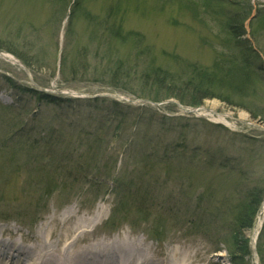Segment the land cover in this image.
<instances>
[{"label":"rangeland","instance_id":"rangeland-1","mask_svg":"<svg viewBox=\"0 0 264 264\" xmlns=\"http://www.w3.org/2000/svg\"><path fill=\"white\" fill-rule=\"evenodd\" d=\"M209 1L207 8L199 0H0V52L14 56L31 73L0 58L4 240L15 236L9 230L20 231L26 237L20 245H36L38 227L47 226L55 232L52 241L58 250L67 236L70 244L75 243L74 233L70 234L80 223L84 236L71 252L80 250L94 264H233L225 242L235 218L250 192H264V3ZM240 15L249 16L243 49L235 45L239 27L228 25ZM102 21L106 27L120 24L124 35H132L124 43L123 38H112ZM249 47L251 52H245ZM243 55L252 69L248 68L252 85L243 97L232 99L234 106L218 98L197 108L174 99L150 105L142 102L149 99L138 97L149 88L142 78L156 68L184 82L196 69L212 70L220 59L238 60ZM33 83L46 90L43 93L70 102L59 107L39 101L24 92L37 90ZM141 107L152 110L143 112L138 110ZM115 108L127 118L124 136L135 133L134 151L138 146L145 149L144 142L156 135L162 152L166 146L176 148L178 159L171 174L163 170L136 182L132 168L123 172L125 155H120L116 174L109 177L114 164L109 159L127 140L117 137L120 118L114 121ZM139 111L146 120L136 130L131 125ZM58 113L64 115L55 118ZM163 116L168 119L162 128L147 123ZM12 117L25 124L24 134L31 133L29 150L21 149L15 139H4L5 121ZM106 121L102 142L88 140L102 135ZM47 122L52 124L49 128H59L53 136L58 147L39 141ZM84 132L90 136L86 138ZM67 151L72 152L70 165L88 162L97 171L85 178L70 169L63 175L56 172L60 156ZM131 179L139 184L134 188H144L145 204L133 207L123 221L124 214L116 215L115 209L123 196L121 189ZM117 180L124 183L120 186ZM158 223L161 234L154 237ZM255 225L245 233L251 244L240 264H264L259 254L261 249L264 252V220L252 240ZM11 241L5 240L8 245ZM2 253H6L3 248Z\"/></svg>","mask_w":264,"mask_h":264},{"label":"trees","instance_id":"trees-1","mask_svg":"<svg viewBox=\"0 0 264 264\" xmlns=\"http://www.w3.org/2000/svg\"><path fill=\"white\" fill-rule=\"evenodd\" d=\"M202 1L205 4V7L209 8L211 3L209 0H199ZM111 17V14L109 15ZM249 16H235L234 18L230 19L229 21V27H232L235 29L237 26L239 27L238 34L234 38L235 39V45L237 48L243 49L244 47V41L242 40L246 34V31L244 30V23L246 20H248ZM264 18V17H263ZM264 25V19L262 20ZM102 27L107 31V33H110L112 38H117L121 40L123 38V43L125 40H128L131 33H128L124 35L123 30L121 28L120 24H113V26L106 27L105 23L102 21ZM120 37V38H119ZM126 37V38H125ZM249 45V43H248ZM2 50V48H0ZM245 52H251V48H247ZM246 55V54H245ZM238 57V60H218L215 64L216 67H214L212 70H200L196 69L195 71H192L191 75L185 79L184 82H179L177 78H173L171 75H168L169 73L163 72L161 69L156 68L153 70V72H149V74L145 75L142 78L143 83L147 85V87L154 90L153 93L149 94L148 90L149 88L145 87V91H141V94L138 96L139 98H145L149 99L153 102L160 103L164 100L174 99L178 101L180 104H182L185 107L189 108H197L201 107L206 100H211L214 98H218L222 100L223 102L227 103L229 106H234L232 102V99H236L237 97H243V93L246 92L248 87L250 88L252 85V74L250 73L248 68H250V65L247 60L244 59V56ZM247 58V57H246ZM26 64V62H25ZM27 65V64H26ZM252 71V69H251ZM195 73V74H194ZM194 74V75H193ZM194 76V77H193ZM115 82V81H114ZM117 85H115V89ZM151 91V90H150ZM24 92H28L29 95L33 97L36 96L39 98V101L47 100L49 104L56 103L61 107V104L65 102H70V99H63V98H57L52 95H47L44 93H41L37 90H34L32 88H29L27 90H24ZM219 96H216L218 95ZM225 94L224 97H221L220 94ZM216 94V95H215ZM226 98V99H225ZM97 101H101V99H96ZM94 100V101H96ZM77 101V100H76ZM113 104L115 106H119L118 102L113 101ZM149 109V108H148ZM117 108L114 109V121L118 118H120V121L118 120L117 129L120 130V136H117L118 138L121 137H127V140L125 144L122 146V149L117 150V154L115 157H111L109 160L114 159L113 164V171L110 169L109 177L112 175H115V167L116 164L120 161V155H125L124 159V167L123 172L128 171L129 168H132V174L137 175V179L139 181L136 182H142L144 178H147L152 175H156V173H161L163 170L164 172H168L167 175L171 172V169L173 166H176L174 161L176 162L177 159H175L174 151H176V148L173 147V149L166 146L164 152L161 151V145L158 142V135L154 136L150 141H145L146 148L143 149L141 146H138V148L134 151L132 146H134V141L136 139L135 133H130L129 131L124 136L125 130L123 128V119H127L124 117L122 112H118ZM138 110H142L143 112L151 111L152 109L146 110L142 107ZM142 111H139L133 118L132 127L134 126L136 130H138L143 123L144 116L142 115ZM62 117L63 113L55 114V118H58L56 116ZM156 117V116H153ZM13 119L6 120L5 126H6V132L3 137L4 139L8 140V142L13 141L15 139V144L18 146H21V149H25V147H28L31 144V139H29L31 133L24 134V126L25 124L14 122L16 120L15 117H12ZM113 119V118H112ZM156 119V120H155ZM168 118L158 117V118H152L147 121V123H150L152 126H157L158 128L164 126V121ZM51 123V121H49ZM107 122L104 123L103 126L105 128L102 130V135H97V138L93 139L92 137L88 138V140H95L96 145H98V142H102V137H104V130L107 129ZM40 123H42L40 121ZM52 124L46 123V127L42 128L41 130V137L39 139L44 141L43 144H49L52 143L54 146L58 147V143H56V139H53V136L58 134L57 129H51L49 128ZM42 126V125H40ZM116 130V129H115ZM173 129L171 130V132ZM47 133V134H46ZM43 134V135H42ZM10 136V137H9ZM28 140H27V137ZM83 136L89 137L90 134L88 132H84ZM102 136V137H101ZM135 137V138H134ZM148 139V138H146ZM145 139V140H146ZM156 140V141H155ZM21 141V142H19ZM27 141L30 142L27 144ZM41 141V142H42ZM35 141H32L33 145ZM56 143V144H55ZM132 143V144H131ZM37 145H39L38 142H36ZM51 144V145H52ZM127 145V146H126ZM160 145V146H159ZM129 146V148H127ZM6 148V147H5ZM91 148V147H90ZM32 150V149H31ZM91 150V149H90ZM27 152V151H25ZM71 151L64 152V155L60 156L59 164H57L56 172H60L62 175L66 172L67 169H70V173L72 171L76 173H83L84 178L90 175H93L95 170L93 171V167L88 163L84 162L82 165L76 164V165H70L71 159L73 158L70 156ZM162 153V154H161ZM212 167V166H211ZM63 168V169H62ZM125 168V169H124ZM214 169V168H212ZM72 170V171H71ZM109 173V172H108ZM178 175H182V171L178 172ZM171 174V173H170ZM118 175V174H117ZM107 176H101V178H106ZM133 178V177H132ZM52 183L55 182V178L51 180ZM86 183H90V181L85 180ZM118 185L121 186L120 180H117ZM131 179V183H126L125 186L121 189V202H119L118 205H116L115 214H124L123 221L128 220L129 215H131V210L133 207L143 206L144 199L142 196L143 187H136L139 184ZM51 182H49L48 185H50ZM119 186V188H120ZM62 189H65V185L61 186ZM90 188H93V186L90 185ZM133 189H135L134 192ZM58 189V187L54 188ZM49 190V189H48ZM50 192V191H48ZM98 195V194H97ZM135 198V199H132ZM264 200V192H258L257 190H254L250 192L248 196V201L243 203L239 214L235 218L234 228L231 230L230 233V239L226 240V247L228 250V254H230L232 258L233 264H240L244 260V256H247L249 253V239L245 236L246 231L251 230L254 226L256 217L259 213L261 204ZM138 213V212H136ZM141 213V212H139ZM157 229L153 231L154 237H160V231L158 229H161L160 223H158ZM264 247V246H263ZM259 254L261 257L264 258L263 249L259 250ZM239 256V257H238Z\"/></svg>","mask_w":264,"mask_h":264},{"label":"bare ground","instance_id":"bare-ground-1","mask_svg":"<svg viewBox=\"0 0 264 264\" xmlns=\"http://www.w3.org/2000/svg\"><path fill=\"white\" fill-rule=\"evenodd\" d=\"M258 3H264V0H255ZM0 58L13 65H18V60L7 53L0 54ZM205 114V113H204ZM264 220V206L259 214L257 219L254 232H253V240H255L256 236L260 232ZM78 228L70 234L73 235L74 244H80L83 239L84 233L80 228V223L77 224ZM10 235L18 236V238L8 237L11 239V243L8 245L5 240L7 241L8 238L4 240L5 232L2 231L0 228V264H12L11 261L16 259L14 264H94L93 262L88 261L85 258L80 250H75V252H71L73 249L74 244H70V237L67 236L66 244L62 249H56L54 242L52 241L55 232L49 231L47 226H39L37 235L39 242L36 245L24 244V246L20 243L21 241L26 238L20 231H13L9 230ZM78 245H75V247ZM55 247V248H54ZM2 248L5 250V254H2ZM8 257L3 258L2 257ZM176 258V257H175ZM8 260V261H6ZM135 262L134 264H136Z\"/></svg>","mask_w":264,"mask_h":264},{"label":"water","instance_id":"water-1","mask_svg":"<svg viewBox=\"0 0 264 264\" xmlns=\"http://www.w3.org/2000/svg\"><path fill=\"white\" fill-rule=\"evenodd\" d=\"M22 69L25 70V71L27 72V74L30 76V73H29V71L27 70V68H25V67L22 66ZM113 97H115V96H113ZM128 101L133 103V102H135L136 100H128ZM143 102H146V103H149V104H152V105H157V104L152 103V102H150V101H148V100H143Z\"/></svg>","mask_w":264,"mask_h":264}]
</instances>
